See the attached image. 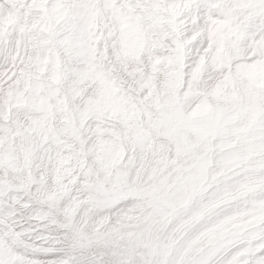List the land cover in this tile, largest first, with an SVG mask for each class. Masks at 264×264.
Returning a JSON list of instances; mask_svg holds the SVG:
<instances>
[{
	"label": "snow or ice",
	"instance_id": "1",
	"mask_svg": "<svg viewBox=\"0 0 264 264\" xmlns=\"http://www.w3.org/2000/svg\"><path fill=\"white\" fill-rule=\"evenodd\" d=\"M0 264H264V0H0Z\"/></svg>",
	"mask_w": 264,
	"mask_h": 264
}]
</instances>
